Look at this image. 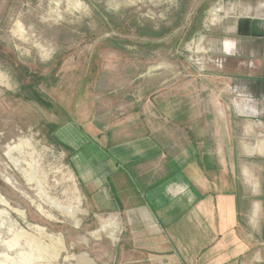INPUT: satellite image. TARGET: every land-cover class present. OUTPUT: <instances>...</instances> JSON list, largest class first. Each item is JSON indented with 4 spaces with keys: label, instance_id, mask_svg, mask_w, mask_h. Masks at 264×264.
Masks as SVG:
<instances>
[{
    "label": "crops",
    "instance_id": "obj_1",
    "mask_svg": "<svg viewBox=\"0 0 264 264\" xmlns=\"http://www.w3.org/2000/svg\"><path fill=\"white\" fill-rule=\"evenodd\" d=\"M262 31L224 45L223 99L195 75L171 88L159 75L156 90L64 91L51 129L94 220L79 235L84 257L263 264Z\"/></svg>",
    "mask_w": 264,
    "mask_h": 264
},
{
    "label": "rangeland",
    "instance_id": "obj_2",
    "mask_svg": "<svg viewBox=\"0 0 264 264\" xmlns=\"http://www.w3.org/2000/svg\"><path fill=\"white\" fill-rule=\"evenodd\" d=\"M261 28L264 0H0V264H94L79 242L94 220L52 136L64 91L195 75L223 99L224 45Z\"/></svg>",
    "mask_w": 264,
    "mask_h": 264
}]
</instances>
